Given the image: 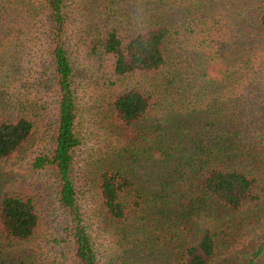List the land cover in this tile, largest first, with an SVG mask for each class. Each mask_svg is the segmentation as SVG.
Returning a JSON list of instances; mask_svg holds the SVG:
<instances>
[{
    "label": "trees",
    "instance_id": "16d2710c",
    "mask_svg": "<svg viewBox=\"0 0 264 264\" xmlns=\"http://www.w3.org/2000/svg\"><path fill=\"white\" fill-rule=\"evenodd\" d=\"M239 1L0 0V65H20L19 87L0 77V161L41 145L31 166L55 178L52 241L72 264L100 260L75 182L81 57L110 63L96 107L111 141L87 162L107 261L216 264L239 221L264 220V0ZM43 223L31 191L1 195L0 257Z\"/></svg>",
    "mask_w": 264,
    "mask_h": 264
},
{
    "label": "rangeland",
    "instance_id": "374dc122",
    "mask_svg": "<svg viewBox=\"0 0 264 264\" xmlns=\"http://www.w3.org/2000/svg\"><path fill=\"white\" fill-rule=\"evenodd\" d=\"M238 4L244 6L245 1L240 0ZM69 5L71 7L77 6L72 0H70ZM69 9L72 10V8ZM74 23L76 22L74 21ZM39 52L40 49L38 51L31 50L30 54L37 56ZM76 61L79 65L74 85L79 99V131L82 137V143L74 152L75 182L79 202L94 238L95 247L100 255L99 264H123L113 256L110 261L106 260V258L111 257L110 255L117 256V253L112 247L113 236L103 232L104 230L95 215L97 212L96 199L90 189L92 177L87 174L88 158L104 148L108 141H111L109 136L105 134L106 131L101 129L102 108L96 107L99 98H107L108 93L112 90L109 87V92H107V87L103 85V81L107 80L106 71L110 63L107 60H102L101 64H98L99 61L84 60L82 57ZM19 66V64L6 65V68L5 65H0V77L12 81L9 84L11 90L14 86L19 87L20 85V82L17 83V80L14 81L12 77L13 72ZM135 78L137 81L141 79V77ZM40 146L37 140L34 143L31 141L27 146L24 145L19 152L0 161V196L12 191H31L38 198L44 215V223L38 235L27 244L8 245L6 252L8 257H0V261L3 258L11 259V256L15 255L20 258L22 255L31 254V257H27L23 261L24 264H72L73 256L69 248L63 243L58 244L52 241L54 238H59V230L65 218L55 198V178L50 170L35 169L31 166L34 156L41 148ZM85 169L86 176L85 173H82V170ZM247 220L246 222L239 221L235 229H232V236L225 240V244L219 246L216 264H247L256 248L263 243L264 220H259V223L254 218ZM254 261L253 264H264V251ZM128 264L135 263L129 261Z\"/></svg>",
    "mask_w": 264,
    "mask_h": 264
}]
</instances>
